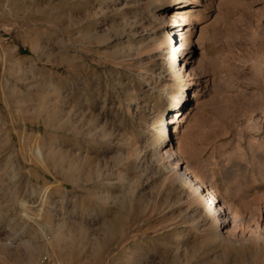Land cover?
Here are the masks:
<instances>
[{
    "label": "rangeland",
    "instance_id": "rangeland-1",
    "mask_svg": "<svg viewBox=\"0 0 264 264\" xmlns=\"http://www.w3.org/2000/svg\"><path fill=\"white\" fill-rule=\"evenodd\" d=\"M165 2L0 0V264H264V0H189L174 64ZM190 80L166 134L219 228L156 148Z\"/></svg>",
    "mask_w": 264,
    "mask_h": 264
},
{
    "label": "bare ground",
    "instance_id": "bare-ground-1",
    "mask_svg": "<svg viewBox=\"0 0 264 264\" xmlns=\"http://www.w3.org/2000/svg\"><path fill=\"white\" fill-rule=\"evenodd\" d=\"M188 1L189 0H167L165 4L163 3L161 4V6H158L156 8V10H161L165 12L162 16V21H164V23L162 24L163 27L160 28V31L162 33L161 44L166 47L168 53V60L171 64L175 63L177 57L183 56L185 58L190 53V45L192 42L190 40V36L192 33L191 26L197 23L198 13H194L189 9V6L186 5ZM136 15L132 16L133 20L130 22L129 20L125 19V26L131 27L134 23H136L138 20L136 19ZM140 20L138 21L140 22ZM176 42L177 45L175 47ZM193 75H196V73H193ZM197 77L198 76H194L193 79H196ZM187 84H189L187 85V87H181V89L176 94L171 96V99L173 101L169 103L165 111H170L172 116L167 120V122H162L156 128L155 134L158 141L156 145L157 153L159 154L160 158L169 157L171 160H173V169L180 170L181 168H183L181 172L176 170L174 171L175 177L179 178L180 183L185 188V190L189 192V194H193L194 201L198 203V205H202V203L204 202L202 200H205V206L202 205L203 212L207 215V217H209V219H211L215 224H217V227L219 228L225 219L223 217H220V215L216 214L220 210L218 204L226 206L227 210L230 209V205L227 204L226 200L219 199V196L212 185L203 188V184L201 183V181H199L197 177L192 176L185 166H182L183 160H181L182 156L180 158V155L182 154L183 150L177 144L175 148L172 147V145L168 141V135L166 134L167 132L174 134L173 137H175V139L177 140L179 139L180 134L182 132V127H186L187 125V120L184 118L185 110L183 108V105L181 104L182 101L186 99L184 98L186 90L192 89V87H190L191 85H197L195 81L191 80ZM191 94V99L201 96V90L198 88V85L197 87L191 90ZM180 106L181 108H179ZM262 112L264 113V109L262 110ZM263 118L264 114L259 117V119ZM168 123H170L169 130L167 129ZM247 123H250V119L247 120ZM166 145H169L168 149H165ZM145 147L146 148H144L145 150H143V153H145V151L149 149L147 148L148 146L145 145ZM201 188L202 190L199 193L201 194L203 199L201 198V196L195 195L196 192L200 191ZM217 201L218 203L216 204ZM117 227L118 226L115 225L114 222H112L108 227L104 228L103 230L105 233L111 234L114 231L119 230Z\"/></svg>",
    "mask_w": 264,
    "mask_h": 264
}]
</instances>
